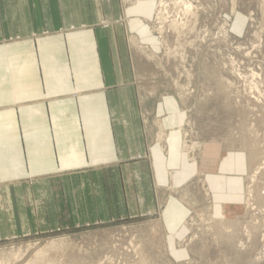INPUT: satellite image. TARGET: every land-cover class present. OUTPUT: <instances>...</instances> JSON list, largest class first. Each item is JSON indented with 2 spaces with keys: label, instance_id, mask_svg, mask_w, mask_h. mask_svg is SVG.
Here are the masks:
<instances>
[{
  "label": "rangeland",
  "instance_id": "374dc122",
  "mask_svg": "<svg viewBox=\"0 0 264 264\" xmlns=\"http://www.w3.org/2000/svg\"><path fill=\"white\" fill-rule=\"evenodd\" d=\"M117 1L146 95L180 103L153 129L181 168L107 169L104 198L11 191L0 264H264V0Z\"/></svg>",
  "mask_w": 264,
  "mask_h": 264
},
{
  "label": "crops",
  "instance_id": "0c3cea01",
  "mask_svg": "<svg viewBox=\"0 0 264 264\" xmlns=\"http://www.w3.org/2000/svg\"><path fill=\"white\" fill-rule=\"evenodd\" d=\"M120 17L117 0H0V198H104L107 169L181 168L153 129L178 130L180 103L146 95Z\"/></svg>",
  "mask_w": 264,
  "mask_h": 264
},
{
  "label": "bare ground",
  "instance_id": "6f19581e",
  "mask_svg": "<svg viewBox=\"0 0 264 264\" xmlns=\"http://www.w3.org/2000/svg\"><path fill=\"white\" fill-rule=\"evenodd\" d=\"M159 18V17H158Z\"/></svg>",
  "mask_w": 264,
  "mask_h": 264
}]
</instances>
